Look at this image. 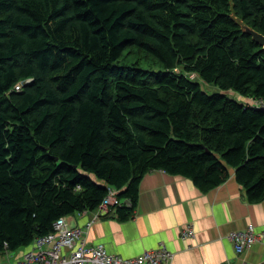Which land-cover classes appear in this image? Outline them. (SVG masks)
Wrapping results in <instances>:
<instances>
[{"label": "trees", "instance_id": "obj_1", "mask_svg": "<svg viewBox=\"0 0 264 264\" xmlns=\"http://www.w3.org/2000/svg\"><path fill=\"white\" fill-rule=\"evenodd\" d=\"M232 15L264 35V0H0V255L108 189L131 218L150 172L264 201V109L225 94L264 101V52Z\"/></svg>", "mask_w": 264, "mask_h": 264}, {"label": "crops", "instance_id": "obj_2", "mask_svg": "<svg viewBox=\"0 0 264 264\" xmlns=\"http://www.w3.org/2000/svg\"><path fill=\"white\" fill-rule=\"evenodd\" d=\"M65 218L83 231L88 246L101 245L122 258L164 247L173 255L171 264H264V235L242 254L227 239L249 224L257 233L264 231V201L247 202L233 169L225 183L206 194L189 179L150 172L140 182L131 218L121 220L116 209L98 216L97 208ZM186 228L193 230V238L181 237Z\"/></svg>", "mask_w": 264, "mask_h": 264}, {"label": "built area", "instance_id": "obj_3", "mask_svg": "<svg viewBox=\"0 0 264 264\" xmlns=\"http://www.w3.org/2000/svg\"><path fill=\"white\" fill-rule=\"evenodd\" d=\"M255 107L264 109V101H260ZM117 194L118 191L108 189L107 196L97 208L98 216L129 206V202L119 200ZM263 235L264 231L257 233L255 227L249 224L243 230L228 234L227 239L236 253L242 254L252 248ZM193 236L194 232L190 228L181 232V237L184 239L193 238ZM9 253L5 251L3 255ZM172 258L173 255L164 247L146 251L140 256L129 259L110 255L101 245L88 246L83 231L70 227L66 218L62 217L53 223L51 232L35 238L32 245L21 256H16L14 264H171Z\"/></svg>", "mask_w": 264, "mask_h": 264}, {"label": "rangeland", "instance_id": "obj_4", "mask_svg": "<svg viewBox=\"0 0 264 264\" xmlns=\"http://www.w3.org/2000/svg\"><path fill=\"white\" fill-rule=\"evenodd\" d=\"M133 50H134V48H133ZM134 51H131V53L129 52L130 55L129 56L127 55V58H125V60L127 59V61L124 62L125 64H129V62H136L138 64V67H140L141 69L151 70L154 72L159 71V67H156L154 64L151 63V61L149 59H146L145 57H143V55H141V53H135ZM202 89L207 94H213V93H219L220 92L218 88H216L212 85L204 84V83H202ZM225 94H227L232 99L238 100L241 103L246 104L248 106H252V107H255L260 102L259 100L246 99V98L244 99V98L238 97L236 94H234L233 92H230V91L225 92ZM22 249L26 250V247H24ZM22 249L15 252V253L11 252L8 255H3V257H0V263L1 264H14L15 257L17 256V253H20V251H22Z\"/></svg>", "mask_w": 264, "mask_h": 264}, {"label": "water", "instance_id": "obj_5", "mask_svg": "<svg viewBox=\"0 0 264 264\" xmlns=\"http://www.w3.org/2000/svg\"><path fill=\"white\" fill-rule=\"evenodd\" d=\"M232 19L240 26L243 33L250 36L253 42L260 46L261 50L264 52V35L243 24L241 21L236 19L234 15H232Z\"/></svg>", "mask_w": 264, "mask_h": 264}]
</instances>
